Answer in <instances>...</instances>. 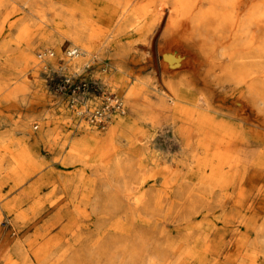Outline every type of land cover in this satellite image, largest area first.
Masks as SVG:
<instances>
[{
  "label": "rangeland",
  "instance_id": "374dc122",
  "mask_svg": "<svg viewBox=\"0 0 264 264\" xmlns=\"http://www.w3.org/2000/svg\"><path fill=\"white\" fill-rule=\"evenodd\" d=\"M94 1L4 0L0 6V82L11 83L0 89V264H40L33 250L46 243L51 246L44 264H172L186 253L194 264L212 259L207 237H212L228 206L190 196L191 185L184 178L197 155L189 150L187 139L162 123L160 112L170 99L157 54L171 40L166 35L168 20L150 21L145 29L129 27L114 42L122 6L101 0L116 14H100L92 25L91 16L98 9L85 14L81 9L86 11ZM169 2L164 12L171 9ZM57 14L61 30L68 27L64 18L87 22L88 51L80 54L81 46L53 28ZM56 47L63 56L57 57ZM68 47L79 49V61L65 55ZM48 50L54 54L38 57ZM178 56L184 59L188 51L182 49ZM128 60L137 63L135 68L146 64L140 75L151 83L139 98L129 101L107 83L118 72V64ZM71 74L76 85L88 83L86 98L78 95L72 100L73 89L63 85L64 75ZM16 85L23 86L22 92L5 98ZM216 94L228 96L226 105L238 110L236 92L229 86ZM116 97L136 137L134 141L119 137L125 162L111 158L108 165L100 149L113 116L120 112L113 107ZM104 102L111 105L107 122L92 123L89 113ZM49 126V138L39 140V132ZM22 151L32 155L34 164L16 165L15 156ZM262 221L259 218L258 224ZM238 230L227 238L218 257L225 264H264L262 249L255 263L249 261L255 232L243 226ZM241 237L243 243L237 245ZM17 243L29 254L26 263L15 252Z\"/></svg>",
  "mask_w": 264,
  "mask_h": 264
},
{
  "label": "bare ground",
  "instance_id": "6f19581e",
  "mask_svg": "<svg viewBox=\"0 0 264 264\" xmlns=\"http://www.w3.org/2000/svg\"><path fill=\"white\" fill-rule=\"evenodd\" d=\"M109 1L122 6L114 42L122 38L129 27L145 29L150 21L168 20L166 35L171 40L165 48H159L157 54L158 68L162 77L166 76L164 88L170 99V105L160 112L162 123L172 127L181 139H187L189 150L197 155L196 164L189 168L184 178L191 185L190 196L198 194L210 205L228 206L222 219L212 229V237H207L211 239L214 257L198 264H225L218 257L220 250L227 244L229 236L235 237L241 226L247 232L254 231L256 234L249 260L255 263L258 250H264V0H160L157 5L156 0L139 3H133V0ZM98 2L101 5L94 6ZM168 2L172 7L164 12ZM3 3L4 0H0V6ZM93 3L87 6L88 11L81 9L84 14L98 9L93 11V18L91 16L92 25L98 21L100 14H116L101 0ZM155 5L156 9H152ZM63 20L68 25L65 30L60 29L62 22L58 14L51 25L81 46L80 54L88 51L85 42L88 38L85 31L87 22L70 18ZM56 49L57 57L63 56L59 48ZM182 49L188 51V57L184 59L178 56ZM80 54L75 57L77 61ZM136 66L137 63L132 60L128 63L121 61L117 66L118 72L109 80L105 77L111 87L125 94L127 101L139 98L151 86L147 78L140 75L147 65L143 68ZM154 72L151 74L154 75ZM200 84L204 87L200 88ZM10 85L0 82V89ZM226 86L236 92L237 111L226 105L228 96L216 94L217 90ZM22 90L23 86L16 85L5 98L7 95L15 98ZM125 112V108H120V112L113 116L112 125L101 142L103 149H100V155L106 158L108 165L111 158H116L117 163L125 162L120 156L121 147L117 139L136 137L122 117ZM51 133V126L44 128L39 132L38 139L49 138ZM15 158L16 165L34 164L32 155L24 151ZM23 181L24 178L19 179L18 183ZM94 207L97 209L96 205ZM259 218L263 220L260 225ZM242 241L243 237L237 245ZM50 246L46 243L33 250L40 264L46 262ZM15 252L25 263L28 261L29 254L22 244L17 243ZM172 264L194 263L190 254L186 253L178 255Z\"/></svg>",
  "mask_w": 264,
  "mask_h": 264
},
{
  "label": "built area",
  "instance_id": "2783aa9c",
  "mask_svg": "<svg viewBox=\"0 0 264 264\" xmlns=\"http://www.w3.org/2000/svg\"><path fill=\"white\" fill-rule=\"evenodd\" d=\"M47 54H49L50 56L53 55L52 51H46L43 53H40L38 55L39 58H44ZM79 54V49L78 48H66L65 49V55L67 57H74L77 56ZM63 85L65 87L68 88H72V100H78V97H87L88 96V92L89 90V85L88 83L81 81V82H75V77L71 74V75H64V81H63ZM79 95V96H78ZM111 107L110 104L108 103H103L101 106L97 107L96 109H94L93 111H91L89 113V118L92 121V123L94 124H99V125H103L107 122L108 117H109V108ZM114 108H116L117 110L121 108V103H120V99L118 97H116L114 99Z\"/></svg>",
  "mask_w": 264,
  "mask_h": 264
}]
</instances>
